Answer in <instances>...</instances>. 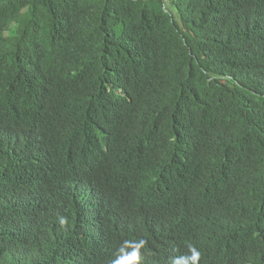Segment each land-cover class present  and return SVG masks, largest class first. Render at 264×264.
<instances>
[{
  "label": "trees",
  "instance_id": "16d2710c",
  "mask_svg": "<svg viewBox=\"0 0 264 264\" xmlns=\"http://www.w3.org/2000/svg\"><path fill=\"white\" fill-rule=\"evenodd\" d=\"M0 264H264V0H0Z\"/></svg>",
  "mask_w": 264,
  "mask_h": 264
}]
</instances>
